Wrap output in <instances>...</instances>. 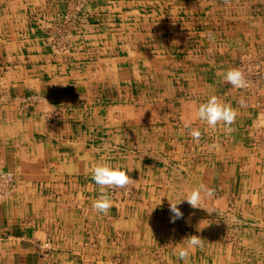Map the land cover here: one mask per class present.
Here are the masks:
<instances>
[{"label": "crops", "instance_id": "1", "mask_svg": "<svg viewBox=\"0 0 264 264\" xmlns=\"http://www.w3.org/2000/svg\"><path fill=\"white\" fill-rule=\"evenodd\" d=\"M62 8V0H0V63L7 61L0 64V79L8 80L6 88L0 86V93H6L0 97V169L15 178L9 192L0 195V264H264V164H246L238 157L229 163L218 155L221 152L197 153L186 147L183 158L166 157L156 147L147 161L141 158L145 154H131L129 141L144 139L134 131L154 123L163 115L155 108L166 103L145 98L142 80L137 81L141 75L118 68L123 59L116 56L82 50H71L65 57L46 52L34 35L33 21L57 18ZM135 56L141 64L146 61L143 51ZM102 60L99 69L97 62ZM33 62L40 63L38 89L57 88L60 93L62 84L74 93L46 103L52 113L58 109L61 114L54 120H38L27 110L20 115L12 112L27 87L35 84ZM148 73L158 85L160 75ZM51 79L54 85H49ZM126 108L132 109L134 118L127 117ZM20 129L29 132L24 142L15 137ZM155 130L152 140L166 137ZM239 152L234 150L231 156ZM105 163L132 175L135 193L123 199L120 192L111 194L104 187L111 207L101 213L92 208L102 193L92 169ZM201 185L211 190L201 193L204 208L182 201ZM148 187L151 194L144 191ZM65 188L71 207L64 206ZM163 201L169 205L182 201L177 206L183 216L173 222ZM69 219L75 223L66 224ZM225 219L233 221V232L217 222ZM192 235L201 238L203 246L187 261L181 260L175 250L186 246L184 240ZM47 239L52 245L50 258L41 255Z\"/></svg>", "mask_w": 264, "mask_h": 264}, {"label": "rangeland", "instance_id": "2", "mask_svg": "<svg viewBox=\"0 0 264 264\" xmlns=\"http://www.w3.org/2000/svg\"><path fill=\"white\" fill-rule=\"evenodd\" d=\"M62 6L57 18L33 21L34 35L46 52L65 57L71 50H82L116 56L123 59L118 68L136 70L141 75L136 77L138 82L142 80L145 98L166 103L155 108L156 113L162 112V116L156 117L154 123L144 125L142 131L141 128L134 131L144 139L133 138L129 141L128 147L132 149L128 151L131 154L136 156L142 153L145 154L141 155L142 159H151L156 147L162 149V155L166 157L183 158L186 147L189 150L195 148L197 153L202 149L212 153L221 152L218 155L229 163L238 157L246 164H264V0H62ZM141 51L146 56V61H142L144 65L140 63L141 59L134 60ZM131 53H135L134 56ZM102 63L103 60L97 62L99 69ZM0 64L5 65L7 61L3 60ZM39 65V62H33V68L37 67L32 74L35 84L28 87L34 89L27 87L25 97L16 101L12 112L20 115L27 110L38 120H54L61 116L58 109L52 113V109L48 108L51 102L54 104L57 100L55 96L74 93L68 92L71 90L62 84L59 85L60 93L57 88L52 91L38 89L42 78ZM230 68L239 69L244 74L246 87L234 88L224 80ZM148 71L160 75L158 85L153 83L156 82L155 78L148 76ZM7 83L8 80L0 79L1 88H6ZM49 85H54L53 79L49 80ZM4 94L1 92L0 97ZM212 95L237 111L235 121L228 126L231 131H226L223 122L213 128L195 117L199 104ZM11 100L4 97V101ZM174 103V107H169ZM126 109L127 117L134 118L132 109ZM23 121V117L20 118V123ZM156 128L166 137L152 140ZM192 128L200 130L199 140H193ZM113 130L118 133L117 128ZM25 133L29 136V132L17 130L15 137L19 142H24ZM183 138H187L186 146L183 145ZM234 150H239L240 155L231 156ZM191 158L199 161L196 154L191 153ZM0 171L11 175L13 184L14 176L2 170V167ZM257 171L261 174L263 168ZM128 175V184L109 187L110 192L124 195L127 191L130 195H124L123 199H131L135 191L131 182L133 177ZM64 191V206L71 207L70 193L66 188ZM144 191L152 193L149 187ZM163 202L168 212L170 205ZM234 207L233 200L229 203V209ZM230 210L225 212L230 213ZM226 213L224 217H227ZM217 222L233 232L230 229L234 226L233 221L229 223L225 219ZM65 223H75V220L69 219ZM47 241L51 247L50 258L52 245L51 240Z\"/></svg>", "mask_w": 264, "mask_h": 264}, {"label": "clouds", "instance_id": "3", "mask_svg": "<svg viewBox=\"0 0 264 264\" xmlns=\"http://www.w3.org/2000/svg\"><path fill=\"white\" fill-rule=\"evenodd\" d=\"M224 80L230 83L234 88H243L247 86L244 74L236 68L228 69L224 75ZM236 116L237 111L232 108L231 105L222 103L216 95H212L206 102L200 103L195 112V117L200 121L206 122L210 127L215 128L220 122H223L226 131H231V128L228 126L235 121ZM191 135L194 139L199 140L201 132L198 128H192ZM92 179L102 188V193L100 197L92 203V208L94 211L101 213H107L111 207L110 196L103 192V188L106 186L123 187L129 183V175L125 170L113 167L106 163L97 164L93 167ZM205 191L209 194L211 193L210 189H206L205 186L201 185L199 188L188 191L186 198L182 201L187 200V202L194 208L202 207L201 193ZM179 203H170V211L173 213L171 219L173 222L183 216V213L177 206ZM184 241H186V246H180L175 251L179 259L187 261L190 254L196 248L202 247L203 244L202 239L196 235H192Z\"/></svg>", "mask_w": 264, "mask_h": 264}, {"label": "built area", "instance_id": "4", "mask_svg": "<svg viewBox=\"0 0 264 264\" xmlns=\"http://www.w3.org/2000/svg\"><path fill=\"white\" fill-rule=\"evenodd\" d=\"M11 181H12V177L10 174H7V173H4L3 171H0V195L8 192V190L10 189V187L12 185ZM111 193L117 194V193H114L113 191H111ZM124 195L129 197L130 194H127V191H126ZM124 195L122 194V197ZM42 246H44L43 247L44 250H42L41 255L44 258H48L50 256V253H51V251L49 250L51 248L49 241H47L46 244L42 245Z\"/></svg>", "mask_w": 264, "mask_h": 264}, {"label": "bare ground", "instance_id": "5", "mask_svg": "<svg viewBox=\"0 0 264 264\" xmlns=\"http://www.w3.org/2000/svg\"><path fill=\"white\" fill-rule=\"evenodd\" d=\"M30 4V3H29ZM78 41V40H77ZM80 46V45H79ZM36 51V50H35ZM42 70V69H41ZM69 72V71H68ZM27 80V79H26ZM32 80V79H31ZM65 84V83H64ZM121 102V101H120ZM103 104V103H102ZM70 105V104H69ZM96 105V104H95ZM106 105V104H105ZM115 106V105H114ZM100 110H102V109H100ZM107 111V110H106ZM105 111V112H106ZM109 111V110H108ZM125 111V110H124ZM100 112V111H99ZM128 114V113H127ZM130 115V114H129ZM132 115V114H131ZM110 117V116H109ZM108 119V118H107ZM111 119V118H110ZM115 123V122H114ZM82 126L83 125H81V128H82ZM98 126V125H97ZM115 127V126H114ZM95 128V127H94ZM105 128V127H104ZM107 128V127H106ZM103 129V128H102ZM144 130V129H143ZM104 131V130H103ZM118 131V130H117ZM140 131H142V129L140 130ZM102 132V131H101ZM124 133H125V131H123ZM144 132V131H143ZM49 136V135H48ZM52 137V136H51ZM105 137V136H104ZM113 139V138H112ZM193 140H195L194 138H193ZM91 142V141H90ZM97 142V141H96ZM94 143V142H93ZM113 143V142H112ZM118 145V144H117ZM121 145V144H120ZM111 150V149H110ZM121 150V149H120ZM95 153V152H94ZM122 154H124V153H122ZM61 159V158H60ZM57 161V160H56ZM187 162V161H186ZM185 162V163H186ZM162 165V164H161ZM170 170H171V168H170ZM170 170H168V171H170ZM183 170V169H182ZM170 173V172H169ZM161 174V173H160ZM184 175V174H183ZM166 175L164 174V173H162L161 174V177L163 178V177H165ZM66 179V178H65ZM133 182V181H132ZM174 184V183H173ZM188 187V186H187ZM162 188H164V187H162ZM170 188V187H169ZM95 190V189H94ZM165 191V190H164ZM249 191V190H248ZM165 194V193H164ZM70 200V199H69ZM176 201V200H175ZM245 213V212H244ZM239 217V216H238ZM249 219V218H248ZM250 220V219H249ZM211 231V230H210Z\"/></svg>", "mask_w": 264, "mask_h": 264}]
</instances>
